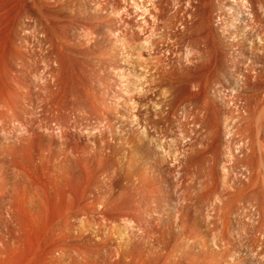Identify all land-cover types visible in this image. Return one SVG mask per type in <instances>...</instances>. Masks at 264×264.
Returning a JSON list of instances; mask_svg holds the SVG:
<instances>
[{
	"label": "rangeland",
	"instance_id": "obj_1",
	"mask_svg": "<svg viewBox=\"0 0 264 264\" xmlns=\"http://www.w3.org/2000/svg\"><path fill=\"white\" fill-rule=\"evenodd\" d=\"M0 264H264V0H0Z\"/></svg>",
	"mask_w": 264,
	"mask_h": 264
}]
</instances>
